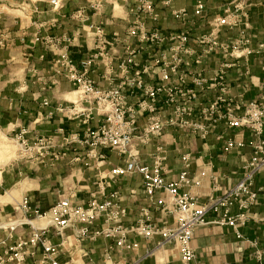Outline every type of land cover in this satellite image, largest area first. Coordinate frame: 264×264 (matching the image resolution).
<instances>
[{
    "label": "built area",
    "instance_id": "obj_1",
    "mask_svg": "<svg viewBox=\"0 0 264 264\" xmlns=\"http://www.w3.org/2000/svg\"><path fill=\"white\" fill-rule=\"evenodd\" d=\"M132 1L135 18L130 22L126 37L118 32L109 37L103 25L89 24L87 35L93 38L94 47L80 63L70 52L75 37L36 36L45 50L53 54L55 74L64 77L77 91V99L69 105L57 106V112L71 120H81L87 128L82 135L61 129L55 135L32 142L25 137L27 132L22 131L13 138L20 157L37 164L48 161L53 164L72 152V165L100 169L107 162V151H112L126 163L113 167L106 177L95 182L86 204L75 203L77 189L73 187H63L56 203L46 211L32 205L25 197L16 206L14 217L0 224V229L7 232L0 238V264H27L29 260H33L32 264H73L71 259L64 263L59 261L71 242L93 244L101 239L111 241L103 251V264H113L114 254L122 258L117 264H146L154 257L155 250L165 245L176 247L181 264H199L192 242L195 230L209 224L230 227L239 240L257 248L256 242L245 239L241 228L249 221V210L259 197L254 189L255 178L264 173V97L248 103L242 101L240 96L231 94L227 78L231 69L239 68L242 61L247 64L250 56L264 51V43L256 49L252 47L251 0H226L222 14L208 20V31L196 38L200 54L190 45L191 30L187 26L193 22L187 8L172 10V16L183 29L164 35L148 24L159 22L161 17L155 1ZM162 3L170 7L172 0H162ZM51 4L54 8L61 6L60 0H51ZM90 7L98 10L100 2L91 3ZM206 9L205 3L198 0L192 16L204 18ZM72 19L84 23L89 20L85 9L75 12ZM224 30H237V35L223 39ZM130 39L137 44L132 45ZM10 44L0 28V49L9 48ZM144 52L148 57L143 62L139 56ZM209 55H219L223 60L211 79L199 68L192 69ZM99 68L103 69L102 79L107 86L91 78V73ZM262 70L264 73V65ZM155 71L158 72L157 82H149L150 74ZM245 75H249L248 67ZM208 89H217V95L205 103L199 95ZM131 98L134 99L132 103ZM48 104L45 100L44 105ZM96 118L99 125L88 126ZM143 118L144 124L141 123ZM223 121L232 129L246 128L252 134L249 142L228 139L224 150L229 152L249 146L252 155L243 167L241 180L220 195L211 196L203 205L191 192V187L200 184L190 176L191 153L181 154L182 171L172 182L166 181L168 151L163 144L157 145L149 155L151 164L142 160L143 149L161 139L167 128L207 139ZM134 174L143 179L144 200L148 205L140 206L136 220L126 225L124 220L129 210L120 191H110V188L118 178ZM2 176L0 167V185ZM163 194L167 197H162ZM137 197V192L132 191L131 198ZM154 211L164 212L174 224L159 226ZM210 213L216 217L209 221ZM100 221L102 227L94 229ZM49 234L59 242L55 243ZM132 235L146 240L158 236L160 240L153 250L134 255L140 243L132 241ZM38 250L41 251L39 258ZM255 258L258 264H264V251L257 248Z\"/></svg>",
    "mask_w": 264,
    "mask_h": 264
},
{
    "label": "crops",
    "instance_id": "obj_2",
    "mask_svg": "<svg viewBox=\"0 0 264 264\" xmlns=\"http://www.w3.org/2000/svg\"><path fill=\"white\" fill-rule=\"evenodd\" d=\"M161 17L159 22H149V26L157 27L164 35L176 33L183 29L181 24L172 16V10L187 8L193 24L187 26L191 30V46L198 54L200 48L196 38L208 31V20L222 14L225 0H202L206 5L204 18L193 17L195 5L198 0H172L170 7H165L162 0H154ZM100 2L98 10L90 7L91 3ZM249 31L252 36V47L258 48L264 43V0H251ZM60 7L54 8L51 0H0V28L11 44L7 49H0V134L14 138L22 131L25 137L32 141L40 137L55 135L63 129L66 133H80L86 130L79 119H69L65 114L57 112L59 105H69L77 99L75 87L61 75L55 74L52 69L53 54L45 50L36 36H65L76 38L70 47L72 58L80 63L94 47L93 38L87 35V26L91 23L101 24L109 37L118 32L126 37L130 22L135 18L132 12V0H60ZM80 9L86 10L88 21L73 20L72 16ZM237 30H224L222 38L236 37ZM231 36V37H230ZM129 42L137 44L135 40ZM167 47V46H166ZM122 50V48H119ZM148 54L144 52L139 56L143 62ZM219 55L204 56L199 68L207 79L214 76L215 71L222 63ZM264 51L249 57L248 63L243 61L239 68L231 69L227 78L231 83L232 95L240 96L246 103L263 100L264 97ZM249 71L246 76L245 72ZM103 69L99 68L91 73L99 85L107 86L102 79ZM149 82H157L158 72L150 74ZM193 87L192 84L189 85ZM217 95V89H208L200 93L202 102L208 103ZM45 100L49 102L44 105ZM131 103L134 99H130ZM240 113V112H239ZM142 124L145 120L141 121ZM99 119L92 120L88 126L97 127ZM237 139L249 142L251 132L246 128L232 129L227 122H220L207 139L181 132L174 128H167L161 139L154 140L151 145L142 151L144 163L151 164L149 155L155 151L159 144H163L168 151L166 181L176 180L182 171L181 154L191 153L193 161L190 176L200 181L199 185L191 187V192L198 198L200 205L205 204L211 196L220 195L236 185L242 178L243 167L252 155L249 146L244 149L224 150L228 139ZM73 153L69 152L65 159L50 163L37 164L24 160L20 156L11 160L3 169L2 183L0 185V224L9 222L15 215V208L25 197L32 205L40 207L43 211L51 208L58 200V192L63 188H76L75 203L86 204L91 192L95 189V182L106 177L115 166H124L125 159L115 152L107 151L108 159L105 166L85 168L80 164H71ZM217 191H215V189ZM254 189L259 197L249 210V221L241 228L245 239L256 242L257 248L264 251V173L256 176ZM111 190H119L129 214L124 220L126 225L133 223L138 215L140 206H147L144 200L143 179L140 175H128L118 178L112 184ZM188 190V188H186ZM132 191L138 197L131 198ZM162 197H167L165 194ZM237 213V210H233ZM154 219L159 226H172L174 221L162 211H154ZM215 214L210 213L208 220H213ZM38 224L41 225L39 221ZM102 221L97 222L94 229L101 228ZM7 235L6 230L0 229V238ZM49 237L58 243L59 239L49 234ZM132 241L140 243V249L134 255H143L153 250L160 237L146 240L136 235L131 236ZM111 241L101 239L97 243L71 242L60 256L61 263L72 260L73 264H103V251ZM193 247L196 252V262L199 264H258L255 258L256 249L250 243L243 242L236 237L234 230L227 226L209 224L198 227L193 238ZM41 256L38 250L37 258ZM118 254L113 255V264L120 262ZM29 260L27 264H32ZM181 264L179 254L173 245L157 248L154 257L146 264L155 263ZM111 264V263H108Z\"/></svg>",
    "mask_w": 264,
    "mask_h": 264
},
{
    "label": "rangeland",
    "instance_id": "obj_3",
    "mask_svg": "<svg viewBox=\"0 0 264 264\" xmlns=\"http://www.w3.org/2000/svg\"><path fill=\"white\" fill-rule=\"evenodd\" d=\"M19 156V147L16 142L12 140V138H8L0 134V166L4 167L9 165L11 160L19 158Z\"/></svg>",
    "mask_w": 264,
    "mask_h": 264
}]
</instances>
